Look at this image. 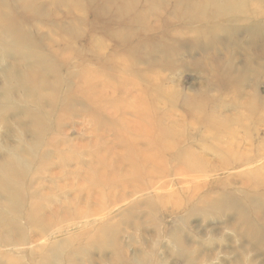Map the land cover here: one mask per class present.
<instances>
[{
	"label": "rangeland",
	"instance_id": "rangeland-1",
	"mask_svg": "<svg viewBox=\"0 0 264 264\" xmlns=\"http://www.w3.org/2000/svg\"><path fill=\"white\" fill-rule=\"evenodd\" d=\"M10 1L6 0L5 4L9 5ZM224 2L228 4V0H213L208 4L212 11L193 10L189 17L184 16V19L178 20L179 14L175 17L171 14L179 10L173 8V5L166 3L162 5L164 2L159 3L156 0H141L138 4L140 8L137 10L136 24L129 27L115 21L109 26L116 33H132L133 44L123 43L115 36L110 37L101 33L102 31L93 30L91 21L94 20V15L88 6L84 7L85 10L77 7L67 9L73 13L72 21H80L79 26H75L78 31L77 37L72 40H69L70 33L67 31L61 32L58 27L40 25L44 42L48 43L47 47L55 50L49 44L51 39H55L62 46H65V42H68L67 46L74 43L78 50L94 53L93 57L83 55L82 58L69 60L71 71L63 70L70 73L65 74L66 79L62 88L69 82V87L72 89L77 78L86 72L96 83L106 78L105 85L110 86L109 96L101 102H96V106L103 104L108 107L102 110L104 113L101 112L104 116L95 113L93 111L95 108L90 105L89 110L85 108L90 104L86 101L79 102L83 103L80 107L74 105L67 107L69 111H66L64 117H60L61 128L59 127V132L54 138L57 143L59 142V151L52 153L51 160L38 158L30 169V176L36 179V187L39 188L38 182L42 186L46 179L47 183L52 182L54 189L51 195L33 205H41L42 208L59 205L65 195V192L61 193L62 189L66 193L78 196L75 201L77 211L76 215H71L72 220L68 218L60 220V217L54 216L52 221L54 226L62 225V222L68 224V220L78 221L72 229L74 232L72 247L86 249V252H83V255L76 253V260L87 261L88 264L109 263L114 244L108 242L102 233L104 228H109L118 231L119 242L115 247L116 250H120L122 256H126V260L131 259L126 264H264V208L259 210L254 221L259 232L255 235L250 232L253 231L250 224L240 218L239 208H234V205L229 203H212L218 197H226L228 189L240 197L244 190L242 188L245 187L243 184L245 179L238 176V173H230L228 176V173L217 172L215 174L220 175L213 177L195 174L202 179L199 181L200 188L190 186L188 189L184 185L187 184L186 182L173 184L171 181H176L175 173L178 167L170 159L171 153L163 149L159 142L161 129L158 127L170 128L173 124H177L180 130H185L191 117L185 113L178 116L176 111L184 105L186 98L189 104L196 105L205 101L204 91H212L208 94L212 97L216 96L218 103L227 105V111L235 106V109L239 108V111L242 109L243 112L246 102L254 103L260 99L264 101V67H262L264 66V0H231L228 4L230 7L224 9L227 12L212 8L222 7L221 4ZM0 4V12L3 15V7H1L3 4ZM255 8L259 11L256 12ZM110 10L111 7H108V13ZM62 15L63 12L58 11L57 19L61 20ZM6 22L10 26V21L6 20ZM98 27L96 26L95 29ZM217 30V38L214 39L211 33L215 34ZM5 32L0 25V36ZM81 33L82 35L79 36ZM254 38L258 40H255L256 44ZM96 44L103 45L101 52L95 48ZM23 50L27 55L36 53L35 50L31 52ZM23 50L20 48L17 53L22 54ZM70 51L72 49L66 47L62 53L67 54ZM5 55L4 52V57ZM96 56H100L101 60L94 61ZM107 56L111 60V67H107L104 63ZM48 61L49 59H46L41 63L47 64ZM7 62L15 63L18 68H23L24 65L18 56L9 57ZM260 64L261 66H258ZM3 67L4 63L0 62V70H3ZM260 70L261 73L258 72ZM135 71H145L148 75L144 76ZM146 77L150 78L149 83H145ZM48 79H53L51 72H48ZM87 84L90 85L89 82ZM219 88H222V91H219ZM156 89L165 91L167 94H163L165 98L156 94ZM43 90L45 93L42 95L51 94L49 88L44 87ZM28 91L29 89L12 91L10 99L5 98V94L0 91V102L8 105L17 104L14 113L8 117L13 128L8 130L0 126V146L17 144L27 146L36 141L34 133L25 129L27 118L24 110L29 103L27 101L25 103L22 97L30 99L31 94ZM39 93L41 91H36L34 94ZM171 95H174L175 100L168 99ZM105 101L108 103L104 104ZM120 104L123 107H120ZM155 108H160L161 111ZM260 113H264V108ZM169 115H173L172 122L168 120ZM240 116L248 122L251 114L245 112ZM141 123L144 126L140 125ZM17 128L26 130L20 131L21 142L16 133H13ZM258 128L260 129L258 136L264 139V119L259 121ZM186 131L190 130L186 128ZM237 133H240L241 137H251V133L245 134L239 131ZM54 139L50 142H54ZM150 140L153 141L152 144ZM221 140L212 139V144L218 146ZM190 142H193V147L198 150L203 146L199 140ZM239 143L240 140H237L236 144ZM221 144L224 146V143ZM243 144H245L243 150L247 151L245 148L249 147L248 140ZM41 149L43 152L54 151L49 140L44 141ZM3 151L5 148L0 154L4 153ZM212 151L213 149H210L204 153L208 160L204 161L206 166H211L212 159H217L215 151ZM39 152L38 150L37 153ZM263 158L264 156L257 160L262 164L259 169L264 165ZM69 161L73 164L72 168L80 172L79 177L72 172L74 169H67ZM50 172L54 174L51 175ZM38 177L42 181H38ZM66 182L70 185H65ZM143 183L158 185L160 188L130 196V200H126V205L122 208L110 210L114 204L112 200L117 193L125 187L123 191L131 189L127 188L128 185H143ZM206 184L209 186L219 184V187L208 188ZM223 191L226 192L219 194ZM251 191L257 192L254 189ZM204 196L211 203L205 202L202 199ZM247 206L252 210L258 208L253 200L248 201ZM85 212L87 217L84 215ZM89 219L91 221H88ZM25 224L28 227L25 228L26 233L36 235L39 244L50 245L57 239L68 238L62 234L47 237L38 229L28 226V223ZM42 239L44 241H41ZM96 241L101 242L106 247V251L100 253L93 249ZM30 245L25 246L28 251L14 257L11 263L21 258L22 262L33 264L30 261ZM0 248V252H5L0 253V257L9 256L8 248ZM39 252L34 253L39 254ZM152 256H155L154 260ZM6 262L9 264L8 260Z\"/></svg>",
	"mask_w": 264,
	"mask_h": 264
},
{
	"label": "bare ground",
	"instance_id": "bare-ground-1",
	"mask_svg": "<svg viewBox=\"0 0 264 264\" xmlns=\"http://www.w3.org/2000/svg\"><path fill=\"white\" fill-rule=\"evenodd\" d=\"M140 1L141 0H11L8 5L5 4L6 0H0V3L3 4L1 6L3 7V15L0 12V25L6 31L0 36V51L3 52V54L0 52V62L2 64L4 63L3 70H0L2 71L0 74V91L5 94V98L10 99V93L12 91H26L29 89L28 92L31 94V98L29 99L27 97H22L25 103L26 101L29 103L28 106L31 105V107L27 106L24 110L27 118L25 129L32 131L36 136V141L28 144L27 146L25 144L6 145L4 147L0 146V152H2L3 148H5V151H3L4 153L0 154V247L8 248L10 251L9 256L0 257V264H8L6 262L7 260L9 264H30L29 262H22L21 258H19V260L15 263H11V260L14 257H18L22 252L26 251L28 248L25 246L30 244H32L29 248L31 249L30 261L33 264L89 263L87 261L76 260L75 258L76 253L83 255V252H86V249H75L72 247V240L74 237V232L72 229L75 228V226L78 224V221L70 222L69 220L73 219L71 218V215H76L77 210H75V201L78 199V196L71 193H66V191L62 189L61 193L64 194L65 192V195H63L64 198L63 200H60L59 205H52L51 208L48 206L47 208H42L41 205H33L34 203L44 199L46 196L51 195L54 189L52 188V182L47 183L45 178V182H43L42 186L38 182L39 188L36 187V179L35 177L32 178L30 176V169L38 158L42 160L45 158L50 159L52 157V153L59 151V142L57 143L54 138L59 132V127L61 128L60 117H64L66 111H69V107L72 105H74V107H80L83 105V103L79 102L86 101L90 104L86 105L85 108L89 110L90 105L91 107L95 108L93 109L95 113H100V116H104V114L102 115L101 112L104 113L102 110L108 109V107L104 106L103 104L102 106H96V102H101L102 99L105 100V97L109 96L108 88H110V86L105 85L107 83L106 78H102V81L96 83L94 79L89 77V73L86 72L77 78L72 89L69 87V82H67L62 88V84L66 79L65 74L70 73L65 71H71L69 60L71 58H82L83 55H90L93 57L94 53H85L82 50H78V47L74 43L72 44L73 46H67L68 42H65V46H62L55 39H51L49 41V44H51L55 50L47 47L46 45H48V43L44 42V35L41 32L40 25L43 24L47 26H55L58 27L61 32L67 31L70 33L71 39L69 40H72L77 37L78 31L75 29V26H79L80 21H72L74 17H72L71 14L73 13L67 9H71V7H77L81 10H85L84 7L88 6L91 13L94 15V20L91 21L93 30H96L97 32L102 31L101 33L108 34L110 37L115 36L123 43L129 42L133 44L134 35L132 33H116L113 29H111V27L109 28V26L115 21L123 23L125 26L129 27L133 24H136V21H138L136 14L137 10L140 8L138 5ZM156 1L159 3L164 2L162 5L165 3L169 4L170 6L173 5V8L179 9L171 13L173 17L179 14L180 17L178 20L184 19V16L186 18L189 17V14H191V11L193 10L195 12L209 11L210 7H208V4L213 2V0ZM229 1L231 0H228V4ZM240 3L241 2H239V4ZM228 4L227 2H224V4H221L222 7L212 8L217 11L219 10L221 12H227L224 9L225 7H230ZM108 7H111L109 13ZM249 10H251V8ZM257 10L258 9H256V12ZM58 11L63 12L62 17L60 18L61 20L57 19ZM210 11H212V9ZM68 12L70 13L68 14ZM250 13L251 12H249V15ZM127 14H129L128 18ZM246 17H248V15ZM6 20L10 21V26ZM96 26H99L98 29H95ZM217 32L218 30L215 31V34L211 33V36L214 39L217 38ZM80 35H82V33L79 34V36ZM255 40L257 39L254 38V42ZM66 47L72 49V51L68 52L67 54L62 53L63 49ZM20 48L22 50L26 49V51L30 52L35 50L36 53H30V55H27L23 50L22 54H18L17 52ZM95 48L101 52L104 47L103 45L100 46V44H96ZM226 49L228 50V47ZM4 52L6 53L5 57ZM11 56H13V58L18 56V58L24 62L23 68H18L15 63L7 62L8 58ZM106 58L104 63H106L107 67H111L112 64L110 58L108 56ZM46 59H49L47 64L41 63V61ZM100 60L101 57L96 56V60L94 61ZM152 61L154 62V60ZM30 63L32 65H30ZM35 63L37 64L35 65ZM148 64L150 63L148 62ZM34 65L36 67H34ZM258 66H261V64ZM248 71L249 70H247V72ZM48 72L52 73V80L48 79ZM135 72L144 76L148 75L145 74V71ZM258 72L261 73V70ZM248 73L251 75V72ZM149 81L150 78L146 77L145 83H149ZM87 82L90 83L89 86H87ZM44 87L49 88L51 94L42 95V93H45L43 90ZM218 90L222 91V88H219ZM36 91H41V93L36 95L34 94ZM210 92L212 91H204L205 101H202L196 105L189 104L186 98L184 105L176 111L178 116L182 113L190 115L191 119H189V122L186 124V128L190 131L187 132L186 128L183 131L180 130L177 124H173L170 128L163 126L158 127L161 129V133L159 135L160 145L163 149H166L171 153L170 159H172L173 164L178 167V170L175 173L177 179H175L176 181L172 180L171 182L173 184L177 182H186L187 184L184 183V185L188 189L190 186H199L200 188L201 185L199 184V181L202 179L200 176H195V174H203L204 177H213L214 175H220L221 173H228V176L230 173H238V176L245 179V182H243L245 187L242 188L244 190H242L240 197L236 196L231 189H228L226 190L227 192L223 191L219 193L222 194L226 192V197H218V199L212 201V203H229L234 205V208H239L240 218L250 224L253 230L250 231L251 233L258 235L259 232L256 229V223L254 221L259 210L264 208V165L259 169V166L262 164L257 162L259 158L264 156V139L258 136L260 131L258 128V123L264 119V113H260V111H262L264 108V101L260 99L254 103L246 102L244 105V112L242 109L241 111L238 110L239 108L235 109V106L231 108L230 111H227V105L218 103L217 101L219 100L215 99L216 96L212 97L208 94ZM155 93L159 94L160 97L163 96L165 98V95H163L166 94L165 91L156 89ZM173 98L175 100L174 95H171L168 99L172 100ZM106 103H108V101H105L104 104ZM120 107H123L122 104H120ZM16 108L17 104L8 105L7 103L0 102V126H4L8 130L13 128V125L11 124L8 117L14 113ZM155 109L157 111H161L160 108ZM245 112L251 114L248 122L243 116H240ZM90 113L93 114L92 112ZM172 114L174 115V113ZM166 115L167 114H165V116ZM173 115H169L170 118L168 120L170 122L173 120ZM140 125L144 126L143 123ZM25 129L17 128L13 131V133H16V136L20 142L22 140L20 131L25 132ZM140 131H142V129H140ZM238 131L245 134L251 133V137H241L240 133H237ZM136 135L139 136L138 134ZM53 139L54 142H50ZM212 139H217L218 141L221 139L223 140L217 144L218 146H214L212 144ZM46 140H49L51 146L54 147L53 152H48L46 150L43 152V149H41L44 141ZM195 140H199L201 144H203L202 148H199L200 151L193 147V142H190H195ZM237 140H240L239 144H236ZM246 140H248L249 147L245 148L247 151H244L243 148L245 144L243 143ZM150 141V144H152L153 141ZM221 143H224V146ZM60 149L62 150V148ZM210 149H213L212 152L215 151L217 159H212L211 166H206L204 161L208 160L204 153ZM38 150L40 151L39 154L37 153ZM262 161L260 163H262ZM107 164L105 163V165ZM72 165L73 164H71V161L67 162V169H71ZM72 169H74L72 171L74 172V175L79 177L80 172L76 170V168ZM217 172L220 174H215ZM50 174L52 175L54 172H50ZM38 178V181H42L40 177ZM91 181L92 180H90V182ZM67 184L70 185L69 182H66L65 185ZM218 185L209 186L206 184L205 186L208 188L218 189ZM231 186L233 185L231 184ZM128 187L131 189L123 191L126 188L125 187L122 189L123 192L121 191L120 193L116 194L115 198L112 200V203L114 204L110 210L114 211V209L122 208L124 205H126V200H130V196L137 194L141 195L140 192L143 194L147 190L148 192L156 191L160 188L158 185L154 186L153 184L148 183H143V185H128L127 188ZM252 189L256 190L257 192L255 193L251 191ZM87 195H89L88 191ZM102 195L100 196V199L102 198ZM202 199L205 202L211 203L205 196L202 197ZM250 200L255 201L258 208L254 210L250 209L247 206L248 201ZM84 215L87 217V212H85ZM54 216L60 217V220L68 218V224H64V222H62V225L59 226H54V224L52 225ZM80 217L83 218L84 216ZM93 218L91 219L96 220ZM91 219L88 221H91ZM50 220L51 222H48ZM25 223H28V226L43 232L47 237H53L58 234H62L69 239L67 238L65 240H61L56 238L57 240L53 241L50 245H44L42 243L39 244L37 243L39 240L36 238V235H28L26 233L27 229L25 228L28 227ZM30 232L32 233L31 230ZM102 233H104L103 236L108 242H112L114 244V246H112L114 249L112 251V259L109 263L106 262V264H126L130 262V258L126 260V256H122L119 249L116 250L115 246L119 242L117 229L104 228ZM41 241L44 240L42 239ZM34 243H37V245ZM178 245H180L179 242ZM92 248L99 251L100 253L106 251V247L98 241H96V244H94ZM38 250H40V252ZM34 252H39V254ZM0 253L2 254L5 252L3 251ZM6 258L7 260H5ZM154 259L155 256H152V260Z\"/></svg>",
	"mask_w": 264,
	"mask_h": 264
}]
</instances>
